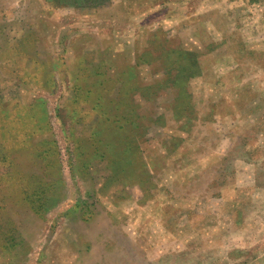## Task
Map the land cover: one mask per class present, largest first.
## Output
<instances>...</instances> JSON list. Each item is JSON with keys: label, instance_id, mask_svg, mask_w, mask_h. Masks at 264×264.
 Wrapping results in <instances>:
<instances>
[{"label": "rangeland", "instance_id": "374dc122", "mask_svg": "<svg viewBox=\"0 0 264 264\" xmlns=\"http://www.w3.org/2000/svg\"><path fill=\"white\" fill-rule=\"evenodd\" d=\"M0 230V264L264 262V0H0Z\"/></svg>", "mask_w": 264, "mask_h": 264}, {"label": "trees", "instance_id": "16d2710c", "mask_svg": "<svg viewBox=\"0 0 264 264\" xmlns=\"http://www.w3.org/2000/svg\"><path fill=\"white\" fill-rule=\"evenodd\" d=\"M128 131V130H127ZM126 131V132H127ZM125 132V133H126ZM137 132V131H136ZM133 133H134V131H133ZM125 135H122L121 137H119V138H117L116 139V137H112L111 138V140H109V143H108V145L107 146H105V149L104 150H102V154H99V155H103V157H105L106 155L107 156H111L112 158H113V156H114V159H115V163L113 164L112 163V159H111V163H112V166H114V168H117V166L119 165V164H121L120 165V167H122L124 164H127L128 163V161H129V159H130V154H129V152L125 149H123L124 147L126 148L129 144H130V142L128 141V139L132 136L133 137V134H131L130 135V133H127L126 134V136H125V139H123V137H124ZM114 139H116V140H114ZM54 143H56V141H54ZM57 145V144H56ZM122 148V149H121ZM121 149V150H120ZM133 149H134V147H133ZM120 150V151H119ZM126 151V152H125ZM36 201H34V202H31L30 201V203L33 205V207H35L36 208V204H34ZM3 226V225H2ZM4 227V226H3ZM15 229V228H14ZM15 231V230H14ZM0 232H1V230H0ZM6 235H0V239H2V240H6L7 238L5 237ZM11 237H13V235L11 236ZM1 244V243H0ZM12 245H14V243H11ZM4 247V246H3ZM14 247V246H13ZM12 247V248H13ZM5 248V247H4ZM11 248V249H12Z\"/></svg>", "mask_w": 264, "mask_h": 264}, {"label": "crops", "instance_id": "0c3cea01", "mask_svg": "<svg viewBox=\"0 0 264 264\" xmlns=\"http://www.w3.org/2000/svg\"><path fill=\"white\" fill-rule=\"evenodd\" d=\"M3 172H5V171H3ZM225 188V187H224ZM20 203H24V200H22ZM29 204V209L31 210L32 209V207H33V205L27 200V205ZM176 206V205H175ZM232 207L231 206V203H229L228 202V205H227V207ZM176 207H178V206H176ZM175 207V208H176ZM179 208V207H178ZM177 209V208H176ZM191 213V212H190ZM242 213V212H241ZM191 217V214L189 215V218ZM16 218V219H15ZM191 219V218H190ZM240 219V218H239ZM14 221V222H13ZM13 221H11V223H9V221L7 222V223H9V224H11L15 229H16V226L18 225L19 226V221H17V217H14V219H13ZM196 224V226H198V221H196L195 222ZM241 224H243L244 225V222H242L241 220H240V222H237L236 224H235V227L237 228V226L238 225H240L241 226ZM234 230H235V228H234ZM231 236H236V234H231ZM230 236V237H231ZM7 239L6 240H2V239H0V252L1 253H4L3 255H4V257H10V255L15 251V250H10L12 247H13V245L11 244V243H15L14 242V240L15 239H18V235H14L13 237H11V236H5ZM257 238H258V235L256 236ZM19 238L21 239L22 238V235H19ZM254 238H255V236H254ZM229 239V238H228ZM261 240H263L264 241V235L261 237ZM19 241V240H18ZM262 241V242H263ZM5 248H4V247ZM247 249L249 250L250 249V247L249 246H247ZM254 249H256V248H254ZM32 252V249H30V253ZM242 253H244V252H240V254H242ZM261 258V259H260ZM262 256H260V257H254V258H251L250 259V261H248V264H264V262H262L261 260H262Z\"/></svg>", "mask_w": 264, "mask_h": 264}]
</instances>
